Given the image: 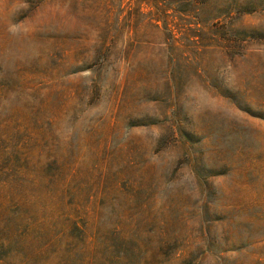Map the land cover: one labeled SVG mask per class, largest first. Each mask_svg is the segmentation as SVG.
<instances>
[{
    "label": "rangeland",
    "instance_id": "rangeland-1",
    "mask_svg": "<svg viewBox=\"0 0 264 264\" xmlns=\"http://www.w3.org/2000/svg\"><path fill=\"white\" fill-rule=\"evenodd\" d=\"M0 264H264V0H0Z\"/></svg>",
    "mask_w": 264,
    "mask_h": 264
}]
</instances>
